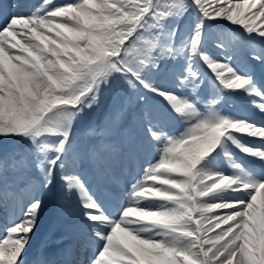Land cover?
<instances>
[{
  "label": "snow or ice",
  "instance_id": "obj_1",
  "mask_svg": "<svg viewBox=\"0 0 264 264\" xmlns=\"http://www.w3.org/2000/svg\"><path fill=\"white\" fill-rule=\"evenodd\" d=\"M0 264H264V0H0Z\"/></svg>",
  "mask_w": 264,
  "mask_h": 264
},
{
  "label": "bare ground",
  "instance_id": "obj_2",
  "mask_svg": "<svg viewBox=\"0 0 264 264\" xmlns=\"http://www.w3.org/2000/svg\"><path fill=\"white\" fill-rule=\"evenodd\" d=\"M52 227H54V223H53V222H51V224H47V223H45V224L41 227V229H46V228H47V230H51Z\"/></svg>",
  "mask_w": 264,
  "mask_h": 264
}]
</instances>
